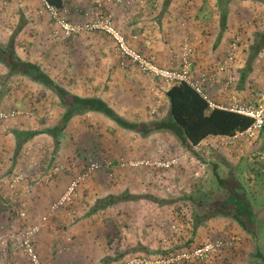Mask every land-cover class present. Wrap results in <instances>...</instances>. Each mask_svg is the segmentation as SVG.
Returning a JSON list of instances; mask_svg holds the SVG:
<instances>
[{
    "label": "rangeland",
    "instance_id": "rangeland-1",
    "mask_svg": "<svg viewBox=\"0 0 264 264\" xmlns=\"http://www.w3.org/2000/svg\"><path fill=\"white\" fill-rule=\"evenodd\" d=\"M39 1L40 7L37 13L44 18L50 16L46 11L40 13L43 8L42 0ZM85 1L89 5L87 11L96 9L97 0H75L76 8L80 7L81 3L86 4ZM101 1L104 3L102 10L106 12L109 8V0ZM198 1L199 3L195 4ZM201 1L203 5H200ZM19 4L22 12H27L28 15L34 13L29 0H0L1 40L6 41L17 27L21 15L17 8ZM147 5L145 10L156 7L150 2ZM197 7L202 9L201 15L208 13V7L218 10L215 0H187V6L181 10L195 13ZM123 8L130 14L136 13L132 8L126 6ZM230 14L234 15L237 21L232 23L233 16L228 21L227 33L221 41L223 48L220 51H223L224 55L217 62L223 64V66L219 64L220 71H223L221 76L228 74L231 77L228 79L234 81L232 86L236 88L244 70L243 64L247 60L248 44L254 40L255 31L264 28V6L245 1L235 2L231 4ZM85 17L84 23L93 19L92 16L85 15ZM197 19L202 22L198 32L204 38L201 45L205 47L207 41L205 42L204 29L206 28L207 31L209 26L200 15ZM71 20L73 23L78 21L74 18ZM49 24L53 25L51 22ZM31 25L33 24L30 23ZM115 25L123 32L117 24L116 16ZM30 26L25 27L22 32L23 37L19 39V53L25 58L41 61L43 64L48 60L46 68L52 70L56 78L64 79V85L74 92L81 95L102 94L110 105L128 118L149 121L165 115L164 101L161 97L153 102L150 96L145 95L147 99L143 98V103L141 100L133 104L124 91L118 94L122 97L115 96L114 93L117 91L113 93L110 88L111 81H105L104 74L112 73V76H115L112 82L123 87L124 79L118 77L122 74L119 68L129 67L126 61L124 65L121 64V55L112 37L110 38L113 44H110L108 35L107 38L102 33L100 37L94 34L96 31H77L73 35L69 34L66 41H64L66 36H62L64 39L59 41L53 40L51 36L47 38V44L52 43L54 49H51V53L52 50L55 53L45 57L46 48H37L33 51L29 49L27 39L33 36L30 37L33 34ZM138 29L129 33L131 36L134 34L140 36L138 40L131 41L132 46L145 56H153L155 60L154 54L147 53L140 46L137 48L136 44L140 45L142 37ZM131 36L126 37L131 38ZM187 39L194 46L190 58L191 73L198 78L203 73L211 75L214 72V79L203 82V86L208 92L207 86L211 87L215 84L214 88L218 89L219 95L225 94L227 90L220 91L225 82L224 79L217 78L218 70L217 72L209 69L193 70V58L198 47L196 48V40ZM185 42L186 40L182 42L179 66L167 69L181 68ZM226 48H229L228 52ZM201 51L203 54L204 48ZM230 51L236 56L232 62L228 61L227 53ZM262 53L256 60V71L259 75L256 76L252 72L254 67L247 75V81H253L252 85L264 82V52ZM235 61L238 63L234 64ZM133 66L140 73H147L135 63ZM158 67L166 68L159 65ZM93 74L95 75L92 78ZM4 76L5 72L0 66L1 110L13 109L8 101V105L2 103L6 97H10L9 100L13 101L20 93L25 95L22 97V102L16 103V108H21V113L16 118L19 126L39 130L41 127L53 124L60 117L61 109L52 95L46 94L40 100L35 96L40 92L37 85L15 78L5 80ZM145 78L142 83L149 91L153 85L157 87L162 85L161 78L152 82ZM99 79L102 81L99 82ZM255 97L256 92L251 103L255 101ZM249 100L250 97H245L243 100L245 103L235 102L230 109L233 110L232 108L240 105H250ZM154 109L156 112H153ZM5 123H9V127L13 126V122L5 121ZM68 130L70 132L60 136L58 147L49 134H38L27 144L22 153L18 154V167H9L13 148L6 145L4 150L6 160L0 159L4 162H0V168L4 166L0 169V264H32L22 246V236L34 227H38V231L33 235V246L41 261L51 264H104L107 256L120 257L110 264H126L129 261H134L133 264L151 262L259 264L257 253L256 256L254 255L259 242L243 231L233 220L212 219L204 222L198 230H194L190 221L188 200L160 206L155 201L145 198L139 201H124L97 213H89L95 200L108 194L130 191L134 194H151L158 198L179 199L184 194H195L198 190L205 191L212 185V165L220 162V158L217 157V154H220L218 150L222 151L224 148L223 154L227 161L239 163L238 159L243 151L247 152L250 149V152L254 153L252 150L256 146V149L260 148L256 144L257 141H253L258 135L254 138L246 137L249 140L238 144L235 142L232 145L227 143V138L221 139L218 146L225 145L223 148L215 145L210 147L209 144L201 145L196 149V154L199 155H193L179 146L177 140L168 133L159 132L143 139L130 131L120 130L114 122L102 115L89 114L83 119L75 118L70 122ZM79 140L84 142L85 150L77 142ZM215 147L218 149L217 152L213 151ZM3 153L0 152V156ZM250 157L253 159L251 160ZM254 158L250 153L248 158L240 161L239 168L244 172L243 183H246L247 189L254 197L256 210H260L259 206L264 205V171L254 174L253 166L256 165L253 164ZM167 164L172 165L166 167ZM220 166H222L221 170L225 169L223 164ZM250 170L252 175L249 173ZM218 240L229 243L217 251L209 252L206 257L189 256L197 248L214 244ZM138 244L154 252L153 256L147 258L142 251H132V253L129 251V248H134ZM171 250L174 255L171 258H165L159 253ZM126 251L128 253H125ZM224 253L227 256H223ZM183 254L189 257H183Z\"/></svg>",
    "mask_w": 264,
    "mask_h": 264
},
{
    "label": "trees",
    "instance_id": "trees-1",
    "mask_svg": "<svg viewBox=\"0 0 264 264\" xmlns=\"http://www.w3.org/2000/svg\"><path fill=\"white\" fill-rule=\"evenodd\" d=\"M164 1L165 5H168L172 0ZM215 1L218 7L217 11L220 14V25L222 30L227 26L232 3L249 1L253 4L264 6V0ZM47 2L56 8L59 16L66 22L71 24H83V22H72L73 10L65 7V0H47ZM41 6L44 10L45 4L43 0ZM108 10L111 11L112 7H109ZM45 11L50 15L47 17L48 20H50L49 22L53 24L50 26V28H52L51 34L53 40L59 41L64 39L62 36H66L64 39V41H66L70 35L74 34V32H71L70 35H67L58 19L47 11L46 8L43 12ZM85 12L86 11L83 10V15L86 14ZM27 15L28 14L24 11L21 12L20 21L11 36L6 41L0 39V66L5 72L4 79L8 80L15 78L29 81L30 84L37 85L40 92L35 94L36 98L40 99L46 94H50L56 100L61 110L60 117L53 124L41 127L39 130L14 128L13 133L16 139V152H20L28 141L40 133L49 134L54 139L56 147H58L60 144V136L65 132H70L68 130L70 122L75 118L83 119L89 114L102 115L114 122L120 130L130 131L143 139H147L152 134L159 132L168 133L177 140L179 146L193 155H199L196 154L197 151L195 147L206 138L210 136L233 137L238 132L246 131L254 124V118L250 116L231 110L230 108L212 107L210 105L212 100L209 94L205 96L186 81L174 83L169 87H165L164 93L169 102V109L162 118H155L149 121L128 118L120 114L103 97L78 94L67 85H64V79L61 80L58 77L56 78L55 75L52 74V70L47 69L45 64L25 58L19 53L20 33H22L27 24L31 23V17ZM94 31L102 32L111 37L103 30ZM48 45L53 46L52 43ZM262 52H264V28L256 30L254 33V40H251L248 44L246 68L242 71L241 76L243 82L248 73L252 71L253 63ZM50 53L51 47L46 50L45 57H50ZM123 60L128 62V64H133L132 60L129 58ZM160 90H162L161 87ZM9 99L10 97H6L2 103L5 102L4 105H8V101L12 104L11 108H13V110H18L13 102L14 100H18V97H16V99L14 98L13 101ZM10 111H12V109H10ZM97 126L99 125L97 124ZM263 129L264 126L260 132ZM77 142L80 143L79 145L81 148L85 150V147H83L84 142L81 140ZM79 145H76V147ZM219 152L220 154H217V157L220 158V162L218 164H213L211 169L213 170V174L211 175L212 185L205 191L198 190L195 194H184V196L179 199L158 198L151 194H134L130 191H124L120 194H108L102 198L96 199L89 213H97L109 206L124 201H139L145 198L155 201L160 206L174 204L179 200H188L191 215L190 221L194 230H198L204 222L206 223L212 219H231L237 223L243 231L258 241L262 226H260L257 220L254 197L247 189V185L243 183L242 171L239 168L240 161H242L245 156H241L239 163H233L232 161H227V158L223 154L225 151L222 152L219 150ZM75 155H79V153H75ZM221 164L225 166V169L221 170ZM257 247L256 253L264 264V256L259 243L256 248ZM129 251L131 253L132 251H142L147 255V258H151L154 254V252L149 251L142 244H138L134 248H129ZM125 253L128 252L126 251ZM159 253H162L165 258L174 256L172 254L173 250L161 251ZM155 255H157V252ZM119 258H110L107 256L104 259V264H110ZM174 264H176V262Z\"/></svg>",
    "mask_w": 264,
    "mask_h": 264
},
{
    "label": "crops",
    "instance_id": "crops-1",
    "mask_svg": "<svg viewBox=\"0 0 264 264\" xmlns=\"http://www.w3.org/2000/svg\"><path fill=\"white\" fill-rule=\"evenodd\" d=\"M19 1H21V0H19ZM65 2H66L65 7H68L69 9L73 10L72 11L73 12L72 13L73 18L75 20H78L77 22H83L86 19L85 15H83V10L87 11L86 9H88V7H89V5L86 3V1L84 2L86 4L81 3V6L78 8H76L77 3H75V0H65ZM245 2L250 3L249 1H245ZM198 3H199V1L196 2L195 4H198ZM29 5L31 6V10L33 9V11H34V13H32V15H27V16L31 17V24H33L31 26H30V23L26 25V26L29 25L33 29V32H32L33 34H31L30 37L32 35L33 36L31 37V39H29V38L27 39L28 43H29L28 44L29 49L31 48L32 51L34 49H37V48H46V50H47L51 47V49H54V48H52V46L46 44L47 38L52 36V34H51L52 28H50V24H49L50 22L48 23V21H50V20H48L47 17L44 18L37 13L38 8L40 7V1L39 0H29ZM200 5H203V1L200 2ZM183 6L184 7L187 6V0H172L170 2V4H168V5H165L164 0H159V3H157L156 7L149 8V9L144 10V11L136 12L134 14H130L127 12V10L125 8H123L124 6H114V5L110 6L109 5V7H112V10L115 12L114 15L116 16L118 26H120V28L122 29L123 33L126 36L130 37L131 36L129 34V33H131L130 31H136L138 29V26L140 25V29H138V30L141 32L140 35H142V37L140 39V41H141L140 45H139V43H137L136 46H137V48L140 46L141 48H143V50L147 51V53L154 54V56H155L154 62L161 67H166V68H172L174 66L178 67L180 59H181V47H182V44L184 43V40H186L187 38L196 40V42H197L196 48L198 47V50L194 54L193 70L194 71L195 70L200 71L203 69H209V71H215V72H217V70H218L217 78L219 77L220 79H224L223 82H225L224 87H221L220 91L222 89H225L227 91L225 92V94H222V95H219L218 89L216 90L214 88L215 84L211 85V87L207 86V90H208V94H209L210 98L212 100H214V102L216 103V105L218 107L221 106V107H225V108H230L231 106H233L235 104V102H239L241 104L245 103L243 101L245 97L246 98L250 97V100L248 101V103H251L252 100L254 99L255 92H257L258 89L260 90V88L264 87V82H263V84L252 85L253 81H247L248 77H246L244 82L242 81V79H240L239 85H237L235 88L232 86L234 81L232 82L231 80H229L231 77L228 74L225 76H221L222 75L221 73L223 71H220L221 66L219 64H222V63L217 62L224 55V52L220 51V50H222L221 48H223L221 41H222V38L224 40V37H225L227 30H228L227 28L229 26V23L227 22V26L224 30L221 29L220 14L216 9L211 8L212 5H210L211 7H208L209 8L208 13L204 12L205 14H202V15L200 14V12H202V9H199L198 7L196 8L195 13H192V11H190V10H186V11L181 10L182 8H184ZM17 8H18L19 12L21 13L22 8H21L20 4ZM203 9L205 10V8H203ZM254 14H256V13H254ZM199 15L202 19H204V21H207V26H209L207 31H206V28L204 29V31H205L204 32L205 33L204 34L205 42L207 41L205 47L204 46L202 47V45H201V43L204 42V38H202L198 32V27H200L202 25L201 24L202 22L197 19L199 17ZM232 16H233V18L231 19L232 23L233 22L235 23L237 20L235 19L234 15H231V14H229V16H228V21L230 20V18ZM20 17H21V15H20ZM33 18H35V19H33ZM211 20L213 22L209 23V21H211ZM94 34L95 35L97 34L98 36L101 37L102 32L96 31ZM20 35L21 36L19 37V39L23 37V33H20ZM106 37H107V35H106ZM110 40H109L110 44L111 43L113 44L112 38H110ZM198 44H200V45H198ZM178 46H179V48H178ZM203 48H204L205 52L202 54L201 50ZM227 50H229V48H226V51ZM209 51L211 52L210 55H209ZM224 51H225V49H224ZM45 53H46V51H45ZM45 53H44V56L46 55ZM54 53H55V51L53 50L52 55H54ZM228 54L229 53H227V55ZM256 60L253 63L254 70L252 72L255 73L257 76V75H259V73L256 71V67H257L256 66L257 65ZM109 62H110V66L112 67L111 69H113V65L111 64V61H109ZM235 62H233V63L234 64L238 63V62H236V63ZM47 63H48V60L45 62V65ZM210 64H211V66H209ZM212 64H214V66H212ZM245 64H246V62H245ZM245 64H243L244 69L246 68ZM222 66H223V64H222ZM232 66H234V65H232ZM128 67L129 68H123V69L119 68V70H121L122 74L119 75L118 77H123V79H124L123 80L124 81L123 87L119 86V84L115 85L112 82L113 78L115 77V76L114 77L112 76V73L104 74L103 78L105 79V81L106 80H108L109 82L111 81L110 88L113 91V93H114V91H117L116 93H114L115 96H118L119 93H123V91H124V94L126 96H129V98L133 104L134 103L136 104L141 100H142L141 103H143V98L144 99L146 98L145 95L150 96L152 98L153 102L158 97H161L162 100L164 101L165 107L164 106L163 107H164V113L166 114V112L169 109V102H168V99L164 93V89L166 87L164 85V82L160 78L155 77L151 74L143 73V74H145V75H143L142 73H140L138 71V69L136 67L133 66L132 63H129ZM140 74H142V75H140ZM213 74H215V73L213 72ZM94 75L95 74H93L91 77L93 78ZM145 77L150 79L151 82L154 81L155 79L161 80L162 85L157 87L156 85L152 84L153 86L150 88V91H152V93H151L148 89H146L147 88V87H145L146 85L144 83H142V81H144L146 79ZM101 81L102 80L99 79V82H101ZM112 84H114V85H112ZM117 87H118V89H117ZM160 87L162 88V90H160ZM144 88L146 89L145 91L143 90ZM130 90H132V91H130ZM217 93H218V95H217ZM89 95H92V96L97 95V96L104 98V96L102 94H89ZM23 96H25V95L20 93L18 100L14 101L15 105L18 102H22ZM118 97H122V96H118ZM14 98L16 99V97H14ZM155 101H157V100H155ZM163 107H162V109H163ZM17 109H20L19 111L21 112V108H17ZM141 109L143 110V108H141ZM155 109L157 110V108H155ZM156 110H155V112H156ZM10 122H13V124H12L13 126H11V127L8 126L9 123L7 124V123H5V121H3V122L0 121V152H4L0 156V159L2 158V160H6V156H5L6 153L4 151L6 148V145L12 147L13 148L12 152H11L12 155L10 156L11 164L9 167L13 168V166L18 167L17 166L19 163L18 154L22 153L24 148L27 147V144L32 139L25 144V146L23 147V149L20 152H16V139H15V136L13 133V129L14 128L23 129L24 127L19 126V122H17L16 119L10 120ZM33 130H35V129H33ZM246 137L247 136H237V138H235V140H234V143L236 142L238 144V143L249 140ZM225 138H228V136H210V137L206 138L205 140H203L199 145H197L195 147V150L199 146L205 145V144H209L210 147H214V145L217 147H220V146H218L219 143H221L220 140L225 139ZM255 140L257 141L256 144H258V146L260 148L256 149L257 148V146H256L255 147L256 150L255 149L252 150V151H254V153L250 152L251 150L248 149L247 152L243 151L241 154L242 156H245L243 158H248L250 153H252L254 155L255 158L253 160V164H256L253 166V167H255L253 169L254 174H255V172L259 173V171H264V167L262 168V165L264 164V129L261 132H259L256 139H253V141H255ZM223 146H225V145H223ZM223 146H221L220 148H223ZM217 147H215V149H213L214 152H216L218 150ZM223 149H222V152L225 151ZM218 152H219V150H218ZM240 158H241V156H239L238 161L240 160ZM252 159L253 158H251V160ZM0 162H2V161H0ZM2 163H4V162H2ZM3 167L0 169H3ZM249 173L252 175L251 170ZM243 175H244V172L242 171V177H243ZM244 184H246V183L244 182ZM259 208H260V210H257L256 214H257V220L259 221L260 226H262V229H261V232L259 233L258 241H259V246L261 247L262 253L264 256V230H263L264 229V205L259 206ZM257 249H258V247H257ZM225 255L227 256L226 253H224L223 256H225ZM254 255L256 256V252ZM257 257H259L258 254H257ZM258 262H259V264H263V261L260 257H259Z\"/></svg>",
    "mask_w": 264,
    "mask_h": 264
},
{
    "label": "built area",
    "instance_id": "built-area-1",
    "mask_svg": "<svg viewBox=\"0 0 264 264\" xmlns=\"http://www.w3.org/2000/svg\"><path fill=\"white\" fill-rule=\"evenodd\" d=\"M150 2L152 6H156L158 0H109L110 6H126L128 8H132L135 11H142L147 8V4ZM45 4V8L51 14H53L59 21L60 25L63 27L66 34H71V32L77 31H94V30H103L107 32L113 40L116 42L119 53L121 55V64L124 65L125 60L123 59H131L133 63L139 66V68L143 72L151 73L155 75V77H159L163 80L166 87L173 85L174 83L186 81L192 86H194L200 93L207 96L206 89L203 86V82L211 81L214 79L213 74L203 73L200 77H195L191 71V55L194 52L193 43L186 39V42L183 47L184 55L181 60V68L180 69H167L160 68L154 62L153 56H145L141 54L137 49L132 46L131 41H136L139 39L138 34H134L131 38H127L126 35L119 31L115 25V16L114 11L107 10L103 12L102 7L104 3L101 0H97L96 9H91L90 11H86L85 15L92 16L93 19L87 21L83 24H71L66 22L62 17L59 16L56 8L51 6L47 0H43ZM44 8V10H45ZM44 10H41L42 13ZM235 54L230 52L228 55V61H233L235 58ZM212 107H218L214 102L211 101ZM233 110L242 113L244 115L250 116L254 118V124L248 128L246 131L238 132L235 136H228V142L230 145L234 143L235 138L237 136H247L250 138H254L258 135L260 130L264 126V89H260L256 92L255 101L250 105H240L232 108ZM153 112H155L153 110ZM21 112L19 110L12 111H3L0 110V121H10L15 120ZM172 164H167L166 167H170ZM38 231V227H34V229L29 230L26 234L22 236V246L25 252L28 254L32 264H51L49 262L41 261L38 253L36 252L32 238L35 232ZM229 242H225L223 240H218L214 244H206L203 247L197 248L194 250L189 256L199 257L208 256L209 252L217 251L223 247H225ZM189 257L187 254H183V257ZM134 261L126 262V264H133ZM147 263V262H146ZM150 264H155L151 262Z\"/></svg>",
    "mask_w": 264,
    "mask_h": 264
},
{
    "label": "bare ground",
    "instance_id": "bare-ground-1",
    "mask_svg": "<svg viewBox=\"0 0 264 264\" xmlns=\"http://www.w3.org/2000/svg\"><path fill=\"white\" fill-rule=\"evenodd\" d=\"M232 45V44H231ZM230 52H232V51H230ZM215 75V74H214ZM211 105V104H210Z\"/></svg>",
    "mask_w": 264,
    "mask_h": 264
}]
</instances>
